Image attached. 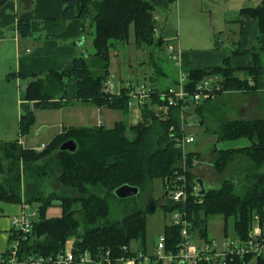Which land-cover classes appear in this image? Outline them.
Segmentation results:
<instances>
[{
	"label": "trees",
	"instance_id": "16d2710c",
	"mask_svg": "<svg viewBox=\"0 0 264 264\" xmlns=\"http://www.w3.org/2000/svg\"><path fill=\"white\" fill-rule=\"evenodd\" d=\"M175 1L65 0L62 14L57 19L16 22L18 38L39 41L44 34L58 35L67 23L79 21L84 32L86 26L89 28L87 34L92 50L75 57L68 71H48L31 76L12 73L7 76L8 80L33 77L21 97L18 137L29 134L35 122V111H57L80 104L118 111L122 115L112 129L104 126L67 128L54 136L40 152L22 148L19 140L0 144V172L3 174L0 180V204L19 206L24 203L20 193V166L37 181L53 173L62 190L57 195L38 192L26 200L30 208L37 207L38 215L33 220L31 232L18 247L21 257L56 256L63 252L69 240H73V251L78 254L88 252L94 260L109 252V264H114L123 256H132L128 250L135 242H139L141 253L145 254L147 208L134 205L128 207L119 220H110L109 200L116 199L112 193L119 186L136 187L143 192L154 180L161 181L165 192L171 188L174 174L181 173V152L168 136L169 128L176 131L179 128L178 108L168 106L166 100L161 98V94L177 86L178 79L168 77L162 69L157 70L156 74L168 80V84L158 85L157 82L152 89L150 104L139 109L138 124L131 127L126 123L131 86L122 87L116 95L104 93L103 87L110 76L111 51L118 45L128 44L130 28L133 29L136 50L155 46L163 51L165 40L160 36L154 40V14L156 9L168 10ZM238 16H247L257 22L253 49L233 52L237 56H250L253 65L235 69L227 58L215 68L184 71V91L190 94L201 81L218 79L219 90L215 98L203 101L194 109V114L199 118L204 113L205 105L224 93L256 92L264 86V0L256 8H242ZM67 79L76 82L73 101L67 96ZM157 108L161 109L158 111ZM215 134L219 142H248L243 149L215 151L212 162L215 172L222 175L239 157L244 159L247 167L238 186L233 181L224 180L218 189L205 190L204 196L196 197L191 192L192 187L197 185V178L190 170V159L194 157L199 161L200 154L190 151L186 161L188 171L184 173L187 201L162 205V208L163 211L185 214L191 225L190 232H197L204 240L207 239L208 218L220 216L224 220V231L226 222L231 219L233 233L244 241L248 238L254 216L260 218L261 223L264 222V117L224 122L218 126ZM66 141L74 142L75 152L59 151ZM66 190L74 192V195H65L63 191ZM97 190H101L104 196L96 194ZM53 205L59 207L61 215L46 219V209ZM179 232V227L172 225L163 228L166 252L175 253V246L180 241ZM12 239L10 230L7 238L9 244ZM123 247L127 248V252L122 250ZM150 264L160 263L151 261ZM230 264H264V254L255 258L235 257Z\"/></svg>",
	"mask_w": 264,
	"mask_h": 264
},
{
	"label": "rangeland",
	"instance_id": "374dc122",
	"mask_svg": "<svg viewBox=\"0 0 264 264\" xmlns=\"http://www.w3.org/2000/svg\"><path fill=\"white\" fill-rule=\"evenodd\" d=\"M262 1L263 0H176L175 3L168 7V10L156 9L154 14L156 23L154 40L159 36L165 40V45L162 47L163 51L157 50L155 46L143 47L136 50L133 45V29L130 28L128 44L118 45L114 51H111L109 73L110 76H112L114 86L113 92H116V89L119 87L145 86L146 88L153 89V87L157 85V82L158 85L168 84V80H164V78H162L163 76L156 74L158 69H162L167 73L168 77H177L174 63L167 58V53L165 51L167 44H172L175 40H178L180 50L186 51L190 48L205 49L207 47H214L215 44L224 41L227 43L228 39L229 43H231L234 38L233 35L237 36L235 34L237 30L235 21H237L238 12L242 8H256ZM90 44L91 39L87 34L83 46L84 53L92 51ZM175 44H177V42ZM152 80L155 81L153 82ZM173 89H175V87H173ZM15 94L16 98L20 100L23 89L17 88V93ZM230 94H232L230 99H228V97H222L207 103L201 118L194 114V112L187 118V122L192 123V127L188 132L194 136L195 139V142L189 145L187 149L200 154L199 161H197L198 164L194 168L190 167V170L197 179L202 180L205 190L218 189L219 185L224 180L233 181L238 186L240 179L243 177V172L247 167V163L244 162L245 160L239 157L222 175L215 172L212 162L217 151L231 150L237 147H244L248 144L247 140L219 142L217 140L218 136L215 134L218 126L224 122H231V120L245 121L264 117L263 111L256 113V109H254V101L259 100L260 102L261 100V103L264 101V86L256 92H231ZM224 100H226V102ZM79 110H83L81 114H74L71 116H67L68 113L73 114L74 112L65 110V128H89L95 126V118H91L90 110L84 108ZM157 110L159 111L160 109L157 108ZM133 112H135V110H133ZM47 114H49V111H37L35 122L32 124L29 134L19 138L17 126L18 105L15 106V102H11L3 92H0V144L21 139L25 141V147L22 146V148L38 152L36 151L37 148L39 149L41 145L47 143L59 127L58 122H55L53 128H43V124L50 121ZM116 115L121 116L120 113ZM31 146L36 147L32 149ZM44 146H47V144ZM199 166H201V168L205 167L207 172L203 173L201 169L198 170ZM19 169L21 175L20 193L25 205L26 200H28L30 196L36 195L38 192L44 195H48L49 193H55L57 195L62 191L57 182V176L53 173H49L48 176L37 181L35 177L33 178L32 175L24 172L22 166H20ZM2 176L3 174L0 172V180ZM63 192L68 196L74 195L72 191L66 190ZM96 194L101 197L104 196L101 190H97ZM164 194L161 181L154 180L152 185L148 187V190L139 192L133 199L118 200L113 198L109 200L111 209L110 220L115 221L119 220L120 217L126 213L128 207L137 205L140 208L146 209L145 207L148 202L154 201L156 207L155 212L148 213L145 217L147 225L143 250L147 257L153 254L154 244L163 236V228L172 223L173 212L163 211L164 209L162 208V205L168 206L171 204L169 200L165 201V199L168 198H165ZM19 207H21V204ZM29 209L35 211L36 218L38 215L37 207H29ZM6 212L10 214L9 211L6 210ZM60 215L61 210L57 205L50 206L45 212L46 219H54L60 217ZM6 222L7 220L5 219L1 226L6 227ZM192 233L194 234V242L197 244V236L199 234L197 232ZM205 234L207 237L206 240L213 241L214 248H216L217 251H219L220 247L226 242L232 241L234 238L238 239L235 233H233V221L229 219L226 222V229L224 231V220L220 216L207 219ZM72 243L73 240H69L65 244V247H71L72 249ZM128 251L133 255L135 252H141L139 242L132 243ZM133 255H129L128 259H131Z\"/></svg>",
	"mask_w": 264,
	"mask_h": 264
},
{
	"label": "crops",
	"instance_id": "0c3cea01",
	"mask_svg": "<svg viewBox=\"0 0 264 264\" xmlns=\"http://www.w3.org/2000/svg\"><path fill=\"white\" fill-rule=\"evenodd\" d=\"M63 1L65 0H0V87H2L0 88V92H3L11 102H15V106L18 105L17 126L20 115L19 107L22 98L18 100L15 93H17V88H22L24 93L28 84L33 80V77L26 80H8L7 76L12 73H21L31 76L48 71H68L73 59L84 54L83 46L89 28L86 26L84 32L83 25H81L79 21L67 23L64 30L58 33V35L44 34L39 41L32 40L31 38L28 40L20 39L16 34L15 24L18 20L41 21L43 19L59 18L62 14ZM236 20L235 25L237 30L235 34L237 36L233 35L234 38L231 43H229L228 39L227 43L224 41L215 44L214 47H207L205 49L190 48L186 51H182L179 48L178 40H172L174 41L173 44L176 50H178L179 67L174 64L177 78L180 73L184 75V71L187 70L218 67L222 64V61L227 58L230 59V63L235 69L251 67L253 62L250 56H237L234 55L233 52L236 50L249 51L253 49L257 36V22L251 20L247 16L239 17L238 14ZM176 42L177 44H175ZM65 82L67 96L73 101L76 97V82L71 79H67ZM119 89H121V87L117 88L116 92H113V94L116 95ZM231 95L232 94H222L218 98L228 97V99H230ZM226 100L224 101L226 102ZM254 102L256 113L264 112V101H262L263 103H261V100L260 102L259 100ZM83 108L90 110L91 118H95V126L92 127L104 126L107 129H112L116 122L122 119V115H116L120 113L118 111L115 112L105 108L97 109L90 105L74 104V106L63 107L57 111H49L47 117L50 118V121L46 120L47 122L43 124V128L51 129L55 126V122H58L59 127L47 143H49L54 136L61 134V132L67 129L64 125L66 123L64 116L65 110L74 112L73 114L68 113L67 116H71L74 114H81L83 110L79 109ZM36 112L37 111L34 112L35 119ZM138 120L139 112L137 110L133 112V109L129 110L126 116V123L131 127L137 125ZM18 140L20 145L25 147V141L21 139ZM246 146L237 147L235 149H243L246 148ZM200 169L203 173L207 172L205 167L201 168V166H199L198 170ZM6 210L9 211L10 214H8ZM20 213L19 206L0 204V254H3L9 245L7 238L11 228V220L19 216ZM5 219L7 220V225L3 227L1 225Z\"/></svg>",
	"mask_w": 264,
	"mask_h": 264
},
{
	"label": "built area",
	"instance_id": "2783aa9c",
	"mask_svg": "<svg viewBox=\"0 0 264 264\" xmlns=\"http://www.w3.org/2000/svg\"><path fill=\"white\" fill-rule=\"evenodd\" d=\"M167 58L179 67L178 50L174 44H167L165 47ZM178 84L175 89H168L161 95L165 99L167 105L178 108L179 128L176 131L174 128H169L168 136L174 147L181 152L180 169L181 173L174 174V181L171 188L167 191L168 199L171 204L184 203L187 201V186L184 173L188 171L187 154L191 150L187 147L195 142L188 130L192 127L191 122H187L188 116H191L194 109L201 105L203 101L214 99L216 91L219 90L218 79H205L201 81L195 88L193 94L184 91L186 83L185 75L179 74ZM112 76L106 80L103 92L113 94ZM231 93V92H230ZM228 92V94H230ZM129 99L127 101V109L137 110L141 107L150 104L153 95V90L138 86L130 87ZM226 94V93H224ZM161 109V108H160ZM46 146L41 145L36 151H42ZM197 160L192 157L190 159L191 168L197 165ZM191 192L196 196L199 195V188L192 187ZM20 215L14 217L10 223L11 235L13 241L9 244L7 250L0 254V264H109V252L105 255H100L99 259H91L88 253H77L71 247H65L63 252L56 256L42 257L29 256L21 257L18 254V247L22 241L26 240V236L33 228V220L35 219V211L30 210L28 205L21 203ZM252 225L249 230L248 238L244 241L234 238L220 247L217 251L214 248L213 241L202 240L197 236V244L194 242V234L190 232L191 225L185 218V214L174 212L171 225L179 227L180 241L175 246V253L164 250V235L159 238L158 242L153 246V254L147 257L146 254L135 252L131 259L129 257H121L114 264H150L151 261L159 262L160 264H230L235 257H258L264 254V222L261 223L260 218L254 216ZM196 234V233H195ZM199 237V238H198ZM123 251L127 252V248L123 247Z\"/></svg>",
	"mask_w": 264,
	"mask_h": 264
},
{
	"label": "water",
	"instance_id": "95a60500",
	"mask_svg": "<svg viewBox=\"0 0 264 264\" xmlns=\"http://www.w3.org/2000/svg\"><path fill=\"white\" fill-rule=\"evenodd\" d=\"M75 149H76V145L74 144V142L66 141L63 144H61L59 151L60 152L66 151L68 153H73V152H75ZM196 184H197V187L199 188V195L204 196L205 189L203 188L202 180L196 179ZM138 193H139L138 188L130 187L127 185H122V186H119V188L115 189L112 194H114L115 198L118 200H120V199L121 200H128V199H133L134 197H136L138 195ZM164 193H165L164 197L168 198L167 191H165ZM155 210H156V207H155L154 201L148 202L147 209H146L147 214L153 213V212H155Z\"/></svg>",
	"mask_w": 264,
	"mask_h": 264
},
{
	"label": "flooded vegetation",
	"instance_id": "af4514ba",
	"mask_svg": "<svg viewBox=\"0 0 264 264\" xmlns=\"http://www.w3.org/2000/svg\"><path fill=\"white\" fill-rule=\"evenodd\" d=\"M148 205V204H147ZM147 205H146V207L145 208H147Z\"/></svg>",
	"mask_w": 264,
	"mask_h": 264
}]
</instances>
